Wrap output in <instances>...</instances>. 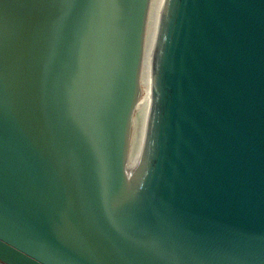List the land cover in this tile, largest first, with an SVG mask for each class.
<instances>
[{"label": "water", "instance_id": "1", "mask_svg": "<svg viewBox=\"0 0 264 264\" xmlns=\"http://www.w3.org/2000/svg\"><path fill=\"white\" fill-rule=\"evenodd\" d=\"M0 264H264V0H0Z\"/></svg>", "mask_w": 264, "mask_h": 264}]
</instances>
